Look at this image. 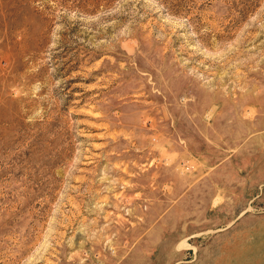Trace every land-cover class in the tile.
Returning <instances> with one entry per match:
<instances>
[{
    "label": "rangeland",
    "instance_id": "374dc122",
    "mask_svg": "<svg viewBox=\"0 0 264 264\" xmlns=\"http://www.w3.org/2000/svg\"><path fill=\"white\" fill-rule=\"evenodd\" d=\"M0 264H264V0H0Z\"/></svg>",
    "mask_w": 264,
    "mask_h": 264
}]
</instances>
